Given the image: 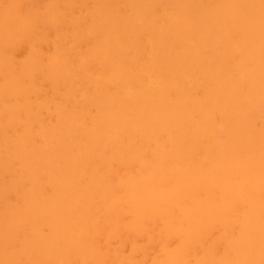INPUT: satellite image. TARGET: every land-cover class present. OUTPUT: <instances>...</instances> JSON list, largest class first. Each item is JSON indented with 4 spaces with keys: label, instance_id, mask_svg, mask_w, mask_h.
I'll return each mask as SVG.
<instances>
[{
    "label": "bare ground",
    "instance_id": "1",
    "mask_svg": "<svg viewBox=\"0 0 264 264\" xmlns=\"http://www.w3.org/2000/svg\"><path fill=\"white\" fill-rule=\"evenodd\" d=\"M0 264H264V0H0Z\"/></svg>",
    "mask_w": 264,
    "mask_h": 264
},
{
    "label": "rangeland",
    "instance_id": "2",
    "mask_svg": "<svg viewBox=\"0 0 264 264\" xmlns=\"http://www.w3.org/2000/svg\"><path fill=\"white\" fill-rule=\"evenodd\" d=\"M45 114H46V112H44V115H45ZM45 117H46V116H45ZM45 117H44V118H45ZM46 118H47V117H46ZM46 118H45V119H46ZM47 119L49 120V118H47ZM1 207H2V206H1ZM151 247H152V246H150V249H151ZM148 248H149V247H148ZM152 248H153L154 251H156V249H155L154 247H152ZM150 249H149V250H150ZM148 252H152V251L150 250V251H148ZM153 253H154V252H152L151 254H153ZM153 255H155V254H153ZM138 256H139V255H138ZM151 256H152V255H151ZM139 257H140V256H139ZM152 257H153V256H152ZM148 259H150V258L148 257Z\"/></svg>",
    "mask_w": 264,
    "mask_h": 264
}]
</instances>
